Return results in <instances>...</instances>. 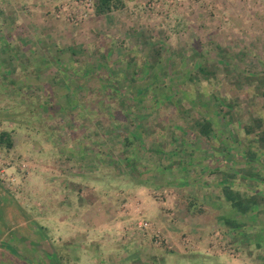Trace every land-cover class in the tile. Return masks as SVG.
<instances>
[{
  "label": "rangeland",
  "instance_id": "1",
  "mask_svg": "<svg viewBox=\"0 0 264 264\" xmlns=\"http://www.w3.org/2000/svg\"><path fill=\"white\" fill-rule=\"evenodd\" d=\"M116 1L0 0V263L264 264V0Z\"/></svg>",
  "mask_w": 264,
  "mask_h": 264
},
{
  "label": "crops",
  "instance_id": "2",
  "mask_svg": "<svg viewBox=\"0 0 264 264\" xmlns=\"http://www.w3.org/2000/svg\"><path fill=\"white\" fill-rule=\"evenodd\" d=\"M33 193H35V191L33 190ZM239 203V204H238ZM236 202V204H238V205H240L241 203H240V201L239 202ZM77 204H79V206L78 207H76L77 209H78V211L79 212H77V213H80V209H82V211H81V213L80 214H82V216H83V235H84V237L85 238H83V257H86V261H88L89 260V257H99V255H101L100 254V250H99V248H102L101 246H100V244H101V241L102 240H100L99 238H100V236H98L97 237V235H96V229L97 228H95L94 226L93 227H91L92 225H90V223L92 222H88V220H90V218H89V211H91V208H92V206L91 205H89L87 202L85 203L84 201L82 202L81 200H78V203ZM248 204H250V202L248 203ZM100 205V204H99ZM47 218V220L49 221V218H50V216H47L46 217ZM105 222H107V223H105ZM110 223L108 222V221H106V219H103V226L106 228L108 225H109ZM88 225V226H87ZM95 228V229H94ZM88 232H91L92 234H94L93 236H96L98 239H96V241H94V242H99V243H97L96 244V247H93V246H89L90 244H88V239H87V233ZM103 236V235H102ZM102 236H101V238H102ZM103 239V238H102ZM98 248V249H97ZM120 248H124L125 250H126V246H120ZM120 248H119V251H120ZM108 257H111V256H108ZM136 258H140V257H129L128 255H126L125 253L123 254V255H121L120 257H117L116 258V260L119 262V263H125V262H127V261H130V263L132 262V259H136ZM140 259H142V257L140 258ZM141 262H145V260H143V261H141Z\"/></svg>",
  "mask_w": 264,
  "mask_h": 264
},
{
  "label": "built area",
  "instance_id": "3",
  "mask_svg": "<svg viewBox=\"0 0 264 264\" xmlns=\"http://www.w3.org/2000/svg\"><path fill=\"white\" fill-rule=\"evenodd\" d=\"M80 4L82 6H80ZM73 6L81 8L80 10L74 11ZM94 11V5L92 0H73L69 7L65 5L60 7L59 13L61 16L70 22H79L90 17ZM149 223L140 221L137 223V228L139 231H147Z\"/></svg>",
  "mask_w": 264,
  "mask_h": 264
},
{
  "label": "trees",
  "instance_id": "4",
  "mask_svg": "<svg viewBox=\"0 0 264 264\" xmlns=\"http://www.w3.org/2000/svg\"><path fill=\"white\" fill-rule=\"evenodd\" d=\"M116 0H98L97 3H95V13L97 15L108 13L112 10V8H116V4L114 3ZM116 3H120V0H117ZM0 142L5 143L7 147L11 146L10 136L8 133L3 132L0 135ZM10 252L13 254H16L14 249L9 245H4ZM47 257H52L56 261V253L50 252L49 254H46Z\"/></svg>",
  "mask_w": 264,
  "mask_h": 264
},
{
  "label": "flooded vegetation",
  "instance_id": "5",
  "mask_svg": "<svg viewBox=\"0 0 264 264\" xmlns=\"http://www.w3.org/2000/svg\"><path fill=\"white\" fill-rule=\"evenodd\" d=\"M4 245H8V244H6V243H1V245H0V247L1 248H4V249H6L7 251H9ZM10 246V245H9ZM12 247V246H11ZM13 248V247H12ZM15 251V250H14ZM16 253V252H15ZM50 261H51V264H55L56 262H55V260L52 258V257H47ZM28 263V262H27ZM0 264H2V263H0ZM30 264H33L32 262L30 263Z\"/></svg>",
  "mask_w": 264,
  "mask_h": 264
}]
</instances>
